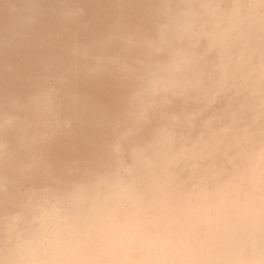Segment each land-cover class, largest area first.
<instances>
[{
  "label": "clouds",
  "instance_id": "9594fccd",
  "mask_svg": "<svg viewBox=\"0 0 264 264\" xmlns=\"http://www.w3.org/2000/svg\"><path fill=\"white\" fill-rule=\"evenodd\" d=\"M92 7L40 6L36 70L108 96L53 129L0 79V264H264V0Z\"/></svg>",
  "mask_w": 264,
  "mask_h": 264
},
{
  "label": "bare ground",
  "instance_id": "6f19581e",
  "mask_svg": "<svg viewBox=\"0 0 264 264\" xmlns=\"http://www.w3.org/2000/svg\"><path fill=\"white\" fill-rule=\"evenodd\" d=\"M82 0H0V79L8 78L20 89L24 104L47 114L51 128L60 126L68 115L66 90L81 89L92 95L108 96L110 82H88L56 67L37 71L40 46L48 43L43 29H35L33 20L42 4L57 3L65 20L70 23ZM118 0H90L93 15L103 18L109 5ZM48 24L46 18L44 21ZM68 81L67 83L65 81ZM12 116L14 113L5 114Z\"/></svg>",
  "mask_w": 264,
  "mask_h": 264
}]
</instances>
